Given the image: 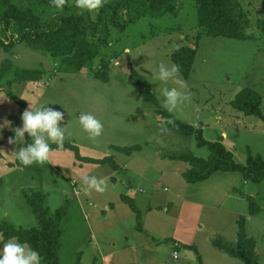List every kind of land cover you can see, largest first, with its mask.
<instances>
[{"label":"rangeland","instance_id":"rangeland-1","mask_svg":"<svg viewBox=\"0 0 264 264\" xmlns=\"http://www.w3.org/2000/svg\"><path fill=\"white\" fill-rule=\"evenodd\" d=\"M10 2L44 21L53 15L48 5L36 0ZM111 3L107 0L105 5ZM239 3L250 20L248 33L255 40L207 36L197 24L195 0H180L174 16L142 17L124 32L110 29L109 44L101 47L90 68L80 73L62 72L48 55L15 44L11 33L3 32L0 24V40L15 44L10 52L0 47V67L7 60L14 68L0 82V97L6 96L0 99V123L19 113L7 93L21 98L26 89L24 84L13 82L14 71H42V81L34 83L37 94L30 93L27 102L49 103L46 107L64 114L60 126L68 128L65 143L77 147L82 158L108 159L105 164L81 162L71 151L55 150L44 165L22 167L15 156L17 145L9 143L14 137L11 125L0 130V235L4 243L9 236L38 227L25 196L40 192L52 213L67 208V217L60 224V263L76 264L79 259V264H101L102 251L109 257L114 250L112 244L118 249L128 241L135 243L133 230L141 233L136 214L123 201L129 197L130 203L134 205L135 200L141 210L143 226L150 235V242H143L152 256L139 259L138 264H147L146 260L148 264H243L241 259L225 254L223 261L219 260V251L211 247V241L221 237L236 244L231 255L243 253L247 257L237 238L239 217L246 220V237L256 242L258 264H264V179L256 183L244 180L239 172H226L188 184L182 173L189 164L170 160L168 155L190 153L206 159L209 153L197 147L193 136L169 131L170 121L157 112L159 109L202 130L208 142L222 143L236 164L245 165L249 152L253 158L264 160V121L232 107L243 91L256 92L262 99L264 117V33L258 30V22L264 18V0ZM3 11L0 1V18ZM183 47L195 49L189 78L178 73L187 87L181 88L171 80L166 84L156 80L159 65H174L171 56ZM125 49L130 50L128 54ZM131 69L146 79L158 106L143 100L130 77ZM165 87H177L189 98L169 112L162 104L161 90ZM82 113L93 115L103 124L99 137L90 139L78 125ZM21 126L22 122L16 128ZM133 146L142 149L130 155L115 150ZM85 174L103 181L104 191L91 190L86 195ZM74 178H78L77 183ZM105 207L110 211H104ZM148 207L153 211L146 214ZM251 208H258V214L251 216ZM118 216L119 220L123 218L121 224L115 219ZM182 230H191L196 236L189 239ZM124 236L128 237L126 242ZM141 238L148 236L144 233ZM178 240L181 244L176 248ZM174 251L178 253L176 258ZM223 252L230 255V248Z\"/></svg>","mask_w":264,"mask_h":264},{"label":"trees","instance_id":"trees-1","mask_svg":"<svg viewBox=\"0 0 264 264\" xmlns=\"http://www.w3.org/2000/svg\"><path fill=\"white\" fill-rule=\"evenodd\" d=\"M0 1L4 7L0 18L2 30L5 33H11L10 39L15 44H23L29 49L48 55L62 72L80 73L85 67L89 69L92 60L99 55L100 48L109 44L110 29L124 32L129 25L136 23L142 17L160 19L167 15L174 16L177 13L180 0H110L111 5H105L95 19L88 14L79 15V10L69 5L65 7L63 13H58L51 5L50 0H36L39 4L48 5L53 10L49 21L41 20L31 10L18 9L10 0ZM195 8L197 24L205 30L207 36L236 41L256 39L248 33L250 20L243 11L239 0H195ZM258 30L261 34L264 33V18L258 22ZM15 44H6L0 40V47L5 52H10ZM194 59L195 49L189 47H183L171 56L172 63L179 66V74L185 79H188L192 72ZM13 70L9 61H4L0 67V82ZM43 75L44 72L37 70H15L13 82L24 84V86L28 83H39L42 81ZM130 77L138 85L143 100L158 106L146 79L132 69ZM99 80L106 82L108 79L100 78ZM7 96L19 108V114L9 118L11 127L16 128L22 122L21 116L26 110V103L11 92H8ZM261 104V96L247 90L236 97L232 102V107L247 116H254L264 121ZM157 112L170 121V124H167L169 131L186 137L193 136L197 147L204 148L209 153L206 159L197 158L190 153L168 157L170 160L189 164L190 169L183 174L187 183L195 184L206 181L218 172H239L244 180L252 179L256 183L264 179V160L260 156L253 158L249 152L245 165L236 164L233 154L222 143L208 142L204 140L202 130L194 129L191 125H186L159 109ZM25 139L26 142H31L27 134H25ZM51 147L53 151H71L75 158L81 162L105 164L108 161V159L96 161L82 158L78 148L67 143L60 149H57L56 145ZM141 149V146L115 148L116 151L128 155L140 152ZM17 163L21 165L18 160ZM25 198L37 219L38 227L9 236L7 240L17 238L20 243L28 244L39 252L42 264H61L59 259L62 236L60 224L67 217V208L61 207L52 213L45 204L46 196L40 192L32 193L31 196H25ZM123 201L130 204L139 223L138 210L128 199H123ZM257 214L258 208L250 209L251 216ZM237 226V238L243 249L247 251L246 258L243 257V253L231 255L236 249V244L227 243L221 237L212 240V246L222 252L230 248V255L224 253L229 257L241 259L243 264H258V256L255 252L256 242L246 237L245 218L240 217ZM76 264H79V259Z\"/></svg>","mask_w":264,"mask_h":264},{"label":"clouds","instance_id":"clouds-1","mask_svg":"<svg viewBox=\"0 0 264 264\" xmlns=\"http://www.w3.org/2000/svg\"><path fill=\"white\" fill-rule=\"evenodd\" d=\"M107 0H72V5L78 9L79 15L88 14L95 18L100 10L105 6ZM51 5L58 13H63L69 0H50ZM125 54L129 53V49H125ZM179 66L172 65L167 67L160 64L158 72L154 78L162 83L173 81L181 88H186L187 85L179 79ZM163 96V107L172 112L177 109L178 105L182 104L189 97L186 93L172 87H165L161 90ZM0 99H6L0 97ZM49 103H29V109L22 113V126L13 128L14 137L9 140L10 144L17 145L15 151L16 159L21 165L27 167L33 164L44 165L50 159V154L53 151L52 145H56L57 149L63 148V145L68 134V128L60 126L64 119V114L60 111L46 107ZM78 125L89 135L90 139L99 137L102 134L103 124L91 114L82 113L77 121ZM5 127H10L9 121L0 123V130ZM25 134L30 138L31 142H26ZM21 145H25L21 147ZM83 183L88 187L85 189V194H90L91 190L103 192V181H98L96 177L87 174L82 177ZM0 242L3 247L0 248V264H42V257L38 251L31 248L26 243H20L17 238H11L8 242H3V236L0 235Z\"/></svg>","mask_w":264,"mask_h":264},{"label":"crops","instance_id":"crops-1","mask_svg":"<svg viewBox=\"0 0 264 264\" xmlns=\"http://www.w3.org/2000/svg\"><path fill=\"white\" fill-rule=\"evenodd\" d=\"M26 87V89L23 91V95H22V99L25 101V103H26V110H28L29 109V104L28 103H30V102H27V98L28 97H31V94H32V96H36V94H37V90H36V88H35V85H34V83H28V84H26V86H24V88ZM31 93V94H30ZM35 103V102H34ZM19 114V113H18ZM11 117V116H10ZM11 129H13L12 127H11ZM13 132V131H12ZM223 135H225V134H223ZM168 156H171V155H168ZM86 158V157H85ZM168 158V157H167ZM88 159H92V158H88ZM190 167V166H189ZM190 169V168H189ZM188 169V170H189ZM187 170V171H188ZM187 171H185V172H187ZM184 172V173H185ZM184 173H182V174H184ZM218 173H222V172H218ZM225 173V172H224ZM216 174V173H215ZM214 175V174H213ZM208 180V179H207ZM77 183L78 182V178L77 179H75L74 178V183ZM204 182V181H203ZM201 183V182H200ZM189 184V183H188ZM164 190H166V188H164ZM141 191V190H140ZM80 194H78V196H79ZM131 195H133L132 193H131ZM128 199H130L129 197H127ZM134 206H135V208L138 210V212H139V223H140V225H139V232H141V233H137V232H135L134 230H133V233H134V236H133V238H134V240H135V243H132L131 241H128V242H126L127 241V239H128V237H126V236H124L123 238H124V240H125V244L124 245H122L121 247H119L118 249H116V244L114 243V244H112L113 245V248H114V250L110 253L111 255L109 256V257H106L105 255H104V252L102 251V255H100L101 256V259H100V261H101V264H138V262H139V259L140 260H144V259H147V258H149V255H151V254H149V253H152V250L151 249H146V246H147V243L146 242H143L144 240H146V241H148V242H150V240H149V234H148V230L143 226V215H142V213H141V210L136 206V202H135V200H134ZM104 211H110L109 210V207H105V210ZM153 211V209H152V207H148L147 208V211H146V214L149 212V213H151ZM117 213H119V211H117ZM113 215V217H114V213L112 214ZM129 216V215H128ZM129 217H131V216H129ZM89 217H88V214L86 215V219H88ZM240 218V217H239ZM238 218V219H239ZM117 221H118V223L119 224H121L122 223V221H123V218L121 219V220H119L120 219V217L118 216V217H116L115 218ZM238 221V220H237ZM141 223H142V226H141ZM245 223H246V220H245ZM184 227H186L185 225H184ZM183 231V233H185V235H187V237L189 238V239H192L193 240V238L196 236L195 235V233L194 232H192L191 230H189V231H187V230H182ZM144 233H146L147 234V236H148V238H146V239H144V238H141V236H142V234H144ZM129 236V235H128ZM228 243V242H227ZM179 244H181V242L178 240V241H176L175 242V247L177 248H179ZM231 244V243H230ZM235 245V244H234ZM211 247H213V246H211ZM214 249H216V250H218L217 248H215L214 247ZM211 250H212V248H211ZM219 252H216L217 253V258L219 259V260H221V261H223L222 260V258L221 257H223L224 256V252H222V251H220V250H218ZM144 253H146L145 255L146 256H143V254ZM226 255V254H225ZM152 256V255H151ZM173 256H174V258H176L177 256H178V253H177V251H174L173 252ZM227 256V255H226ZM227 257H229V256H227ZM229 258H232V257H229ZM146 262H147V264H148V262H149V260H146Z\"/></svg>","mask_w":264,"mask_h":264}]
</instances>
